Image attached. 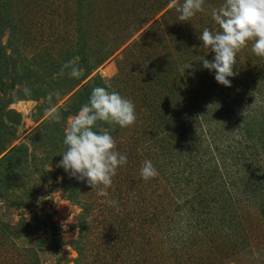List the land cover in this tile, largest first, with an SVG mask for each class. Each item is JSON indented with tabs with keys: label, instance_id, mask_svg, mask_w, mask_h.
<instances>
[{
	"label": "rangeland",
	"instance_id": "374dc122",
	"mask_svg": "<svg viewBox=\"0 0 264 264\" xmlns=\"http://www.w3.org/2000/svg\"><path fill=\"white\" fill-rule=\"evenodd\" d=\"M222 2L0 0V264H264V59L242 48L227 88L202 68ZM97 86L136 113L106 197L57 167Z\"/></svg>",
	"mask_w": 264,
	"mask_h": 264
},
{
	"label": "clouds",
	"instance_id": "9594fccd",
	"mask_svg": "<svg viewBox=\"0 0 264 264\" xmlns=\"http://www.w3.org/2000/svg\"><path fill=\"white\" fill-rule=\"evenodd\" d=\"M169 3L178 13L177 19L185 22L205 11L206 0H183L179 5L169 0ZM210 15L216 29L205 27L198 39L213 58L209 61L202 57L200 62L203 69L214 73L218 85L231 87L230 78L236 75L233 71L236 55L242 48L251 42L252 54L264 59V0H223L212 8ZM64 68L70 69L72 78H79L78 66L65 64ZM135 120V105L131 99L106 87H93L88 102L70 117L63 129L64 151L57 167L70 178L96 190L99 196L106 197L117 169L128 160L126 154L116 150L112 131L116 127H129ZM139 174L141 179L149 180L158 173L152 161L145 160Z\"/></svg>",
	"mask_w": 264,
	"mask_h": 264
}]
</instances>
